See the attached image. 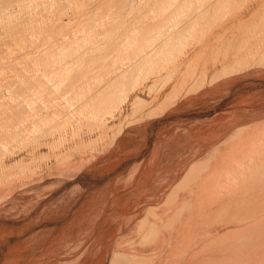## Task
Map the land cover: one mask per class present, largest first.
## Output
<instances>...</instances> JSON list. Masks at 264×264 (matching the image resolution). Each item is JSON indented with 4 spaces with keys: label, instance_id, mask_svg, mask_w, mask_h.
<instances>
[{
    "label": "rangeland",
    "instance_id": "obj_1",
    "mask_svg": "<svg viewBox=\"0 0 264 264\" xmlns=\"http://www.w3.org/2000/svg\"><path fill=\"white\" fill-rule=\"evenodd\" d=\"M51 1L0 0V264H98L207 149L264 130V0Z\"/></svg>",
    "mask_w": 264,
    "mask_h": 264
},
{
    "label": "bare ground",
    "instance_id": "obj_2",
    "mask_svg": "<svg viewBox=\"0 0 264 264\" xmlns=\"http://www.w3.org/2000/svg\"><path fill=\"white\" fill-rule=\"evenodd\" d=\"M58 2L48 5L56 7ZM99 7L90 9L97 14ZM90 9L82 15L91 13ZM71 19L72 15L66 17V23L55 20L49 27L63 29ZM259 126L242 130L207 149L183 179L168 190L163 201L147 202L138 211L139 216L120 231L114 251L106 248V257L98 259V264H105L108 258L111 264H264V130Z\"/></svg>",
    "mask_w": 264,
    "mask_h": 264
}]
</instances>
